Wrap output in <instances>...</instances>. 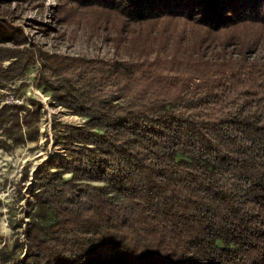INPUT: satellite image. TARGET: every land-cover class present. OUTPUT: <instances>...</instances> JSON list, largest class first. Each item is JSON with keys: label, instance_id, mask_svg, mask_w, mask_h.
Listing matches in <instances>:
<instances>
[{"label": "trees", "instance_id": "16d2710c", "mask_svg": "<svg viewBox=\"0 0 264 264\" xmlns=\"http://www.w3.org/2000/svg\"><path fill=\"white\" fill-rule=\"evenodd\" d=\"M72 1L120 33L181 19L196 40L182 56L46 59L53 98L86 121L65 128L67 161L37 169L26 264H264V57L243 36L264 0Z\"/></svg>", "mask_w": 264, "mask_h": 264}, {"label": "rangeland", "instance_id": "374dc122", "mask_svg": "<svg viewBox=\"0 0 264 264\" xmlns=\"http://www.w3.org/2000/svg\"><path fill=\"white\" fill-rule=\"evenodd\" d=\"M100 17L72 0H0V53L6 55L0 60V264H26L29 226L40 214L34 199L37 169L43 162L67 161L65 128L86 121L53 98L56 73L44 70L46 59L69 66L81 59L182 56L196 40L197 30L181 19L133 24L120 33ZM243 36L255 51L252 57H264V27L249 25ZM206 43L207 56L219 52L217 44ZM237 50L231 47L228 55L236 57ZM60 177L70 174L63 170Z\"/></svg>", "mask_w": 264, "mask_h": 264}]
</instances>
